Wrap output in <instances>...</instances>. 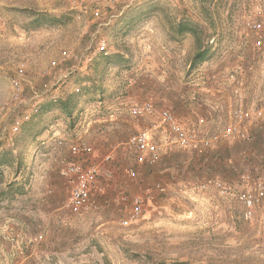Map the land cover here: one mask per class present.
Here are the masks:
<instances>
[{
  "label": "rangeland",
  "instance_id": "1",
  "mask_svg": "<svg viewBox=\"0 0 264 264\" xmlns=\"http://www.w3.org/2000/svg\"><path fill=\"white\" fill-rule=\"evenodd\" d=\"M28 3L34 5L16 15H0V176L22 170L37 179L42 171L53 173L56 166L61 175L68 160L98 165L96 182L90 187V200L97 208L70 211L77 217V244L72 237L71 244L63 246L71 257L59 264H264V202L248 210L250 216L245 218L247 209L238 199L200 189L197 183H183L182 161L187 154L175 150L178 147L148 164L136 163L134 150L126 144L127 137L149 118L135 119L130 106L150 101L156 110L161 109L143 100L150 87L159 97L166 91L167 84H155L148 72H142L143 65L154 60V50L166 62L177 61L181 75L177 88L187 87L188 82L197 88L206 81L205 75L209 81L224 78L233 85L237 65L243 70L239 78H253L264 86V0ZM250 24L257 26L247 32ZM179 25L195 30L179 31ZM196 51H206L204 59L191 63ZM20 70L24 81L15 100L12 79ZM138 81L147 91L135 88ZM236 90L241 89L233 90L229 103H208L213 128L231 120ZM66 102L69 113L62 108ZM263 102L264 98L260 105L264 108ZM151 118L158 121L155 115ZM175 118L197 139L202 138L196 127ZM120 119L129 125L125 132L116 130ZM17 121L18 131L13 132ZM249 121L247 117L245 128ZM92 127L96 130L91 131ZM162 128L156 133L161 138L166 134ZM123 133L125 145L119 140ZM79 140L90 146L101 141L105 146L93 145L90 154L74 156L68 147ZM189 147L202 151L209 146L198 142ZM107 154L110 158L104 160ZM235 162L236 167L246 164ZM167 166L170 171L164 170ZM251 177L248 187L256 181L264 185V175L256 181ZM6 180L0 181L2 185ZM65 180L68 198L71 181ZM235 180L232 187L221 182L237 192L245 185ZM135 196L143 199V214L123 224ZM232 219L231 227L215 226L218 220Z\"/></svg>",
  "mask_w": 264,
  "mask_h": 264
},
{
  "label": "crops",
  "instance_id": "2",
  "mask_svg": "<svg viewBox=\"0 0 264 264\" xmlns=\"http://www.w3.org/2000/svg\"><path fill=\"white\" fill-rule=\"evenodd\" d=\"M28 1L0 0V15H16L22 12V9L34 5ZM247 28V32L254 30V28ZM158 53L157 50L153 51L152 59L154 60L143 65L142 72H148L147 77L155 84H167L166 91L163 97H159L150 87V91L143 100H151L158 108L173 111L174 114L170 112L178 116L183 123L196 127L199 137L207 136L215 130L208 110L209 102L229 103L233 90L240 88L246 99V108L250 110L248 111L250 121L246 127L248 139H222L202 151H196L192 147L175 149L187 154L182 161L185 168L181 178L183 183H197L204 189L216 190L210 185V181H224L232 187L235 183H232V180L240 181V175L245 172L253 176V180L262 179L264 175V108L260 106L264 98L262 81L256 83L253 78L244 79L242 78L244 76L239 78L243 70L237 65L239 70L233 85L229 79L223 78V81L222 78L213 77L209 81L208 76L205 75L206 81H202L201 86L197 88L191 87L189 82L185 83L187 87L177 88L175 85L181 82L177 61L166 62ZM173 53V57L176 56L177 60H180L178 59L180 56L174 51ZM135 76L138 78L139 75ZM135 88L147 91L140 81ZM251 108L254 109L251 111ZM147 119L148 121L144 120L137 130L146 128L154 122L151 117ZM122 120L120 119L119 124H116L118 132L129 129V125H124ZM94 130L96 128L92 127L91 131ZM124 136L125 134L121 135L119 140H123ZM113 141L114 139L110 140L111 143ZM98 142V144L92 143V146L101 147L102 144L105 146L103 142ZM120 143L125 145L124 141ZM118 154L120 155L119 151ZM169 156H171L170 153ZM18 159L19 165L22 166V157ZM60 160L62 159L59 158V163ZM235 160L239 163L246 162V164L236 167ZM250 160L253 161L251 164H249ZM45 163L43 162L44 165ZM58 168L59 166H56L53 173L47 169L46 172L42 171L37 179L28 177L22 170L5 174V177L0 176V181L7 179L4 185L0 182V264H59L66 256L71 257L69 252L64 251L63 246L68 241L71 244L72 237L73 243L77 244V217L70 213L66 204L68 185L65 182L66 177L57 172ZM164 170L170 171L171 167L167 166ZM26 181H30V185L26 184ZM217 206L222 212V205ZM233 223V219L218 220L215 226L217 228L231 227Z\"/></svg>",
  "mask_w": 264,
  "mask_h": 264
},
{
  "label": "built area",
  "instance_id": "3",
  "mask_svg": "<svg viewBox=\"0 0 264 264\" xmlns=\"http://www.w3.org/2000/svg\"><path fill=\"white\" fill-rule=\"evenodd\" d=\"M255 26L257 25H248L249 28H254ZM101 45H104V43ZM23 81V71L20 70L17 72L15 78L12 79V86L16 90L15 100H17L18 96L20 97L19 90L21 82ZM36 97H38V95L35 93L33 98L35 99ZM233 97L234 105L229 111L231 120L228 123L223 124L220 128L215 129L207 137H202L200 139H197L192 130L181 126L170 111L165 109L156 110L150 101L131 105L129 110L136 119H144L155 115L158 120L152 122L146 128L137 130L127 137L126 144L134 150V159L136 163L154 164L160 159L162 153L169 151L174 147L186 148L194 146L198 142L203 146L208 147L222 139H248L247 129L243 124L249 116L248 110L245 108L244 94L240 90H236ZM215 108L220 109L221 107L216 106ZM36 111H38V107L34 108V112ZM111 115L112 114H110V117ZM161 127H163L162 129L166 133L162 138L160 135L157 136L156 134ZM18 128L19 121L14 122L11 127L13 132H17ZM165 128H167L166 131ZM68 149L74 156L86 155L92 152V147L84 140L71 142ZM109 158V154L104 156V160H108ZM60 173L71 181V190L66 202L71 212L76 213L81 210L87 211L89 209L97 208V205L90 200V187L95 184L96 176L98 174L97 164L91 163L83 166L75 160H68L64 163ZM129 174L135 176L134 170L129 169ZM240 181L245 186L237 192L220 181L212 182V186H214L220 195L229 198H236L241 201L247 209L244 213V217L248 218L250 216L248 210L264 202V185L260 181L255 180L256 182H254V186L252 188L248 187L247 184L252 181V177L248 172L240 175ZM156 186L159 190H163L159 185ZM198 187L200 189L203 188L202 186ZM131 207L129 217L123 221V224L142 216V197H133L131 200Z\"/></svg>",
  "mask_w": 264,
  "mask_h": 264
},
{
  "label": "trees",
  "instance_id": "4",
  "mask_svg": "<svg viewBox=\"0 0 264 264\" xmlns=\"http://www.w3.org/2000/svg\"><path fill=\"white\" fill-rule=\"evenodd\" d=\"M191 27V26H190ZM189 27V28H190ZM188 27H185V26H180L179 25V31H184V30H186V29H189ZM191 29H192V31H194L195 29H194V27H191ZM190 29V30H191ZM204 52H206V51H196L195 53H194V55H193V57H192V60H191V63H195V62H197V61H202L203 59H204ZM63 110L65 111V112H67V113H69V107H68V105H67V102L66 103H63Z\"/></svg>",
  "mask_w": 264,
  "mask_h": 264
}]
</instances>
